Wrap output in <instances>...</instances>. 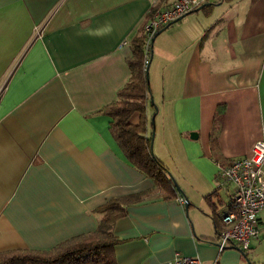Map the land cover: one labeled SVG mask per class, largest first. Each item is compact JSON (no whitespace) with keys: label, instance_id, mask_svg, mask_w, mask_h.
Returning a JSON list of instances; mask_svg holds the SVG:
<instances>
[{"label":"crops","instance_id":"obj_1","mask_svg":"<svg viewBox=\"0 0 264 264\" xmlns=\"http://www.w3.org/2000/svg\"><path fill=\"white\" fill-rule=\"evenodd\" d=\"M175 1L0 0V253L94 234L101 207L131 199L113 225L117 264L176 253L264 264V210L247 260L235 245L217 249L234 191L219 163L264 142V0H207L150 44L153 154L183 197L161 195L96 115L128 81L130 41L149 11Z\"/></svg>","mask_w":264,"mask_h":264},{"label":"trees","instance_id":"obj_2","mask_svg":"<svg viewBox=\"0 0 264 264\" xmlns=\"http://www.w3.org/2000/svg\"><path fill=\"white\" fill-rule=\"evenodd\" d=\"M153 11L151 9L147 14L148 19ZM195 11L196 9L192 12ZM147 21L143 25V32L136 34L130 41L132 57L127 61L130 73L128 81L118 90L116 99L100 109L96 115L110 118L109 132L126 160L144 177L151 179L161 195L174 197L178 195L169 178V170L151 149L152 124L146 113L151 96L150 83L148 84L145 79V69L150 61L151 52V45L146 51L148 47L144 26ZM146 59L147 65H145ZM135 117H137L136 123H133ZM212 146L215 148V140H212ZM129 201L131 199L113 200L101 207L99 212L102 219L94 234L76 238L49 251L2 252L0 264H117L114 249L118 242L113 235V225L122 215L121 204ZM243 255L247 260L244 253Z\"/></svg>","mask_w":264,"mask_h":264},{"label":"built area","instance_id":"obj_3","mask_svg":"<svg viewBox=\"0 0 264 264\" xmlns=\"http://www.w3.org/2000/svg\"><path fill=\"white\" fill-rule=\"evenodd\" d=\"M207 0H176L171 6L155 10L144 26L147 47L155 34L163 27L174 23L206 3ZM149 47L146 48V51ZM147 59L145 65H147ZM220 185L234 187L229 199V211L221 219L217 249L222 252L227 246L235 245L242 251L250 250L252 241L260 234L258 215L264 210V142L256 141L250 156L236 159L220 166ZM180 203L183 198H178ZM165 264H202L196 256L176 253Z\"/></svg>","mask_w":264,"mask_h":264},{"label":"water","instance_id":"obj_4","mask_svg":"<svg viewBox=\"0 0 264 264\" xmlns=\"http://www.w3.org/2000/svg\"><path fill=\"white\" fill-rule=\"evenodd\" d=\"M206 6H207V4H203L202 6L198 7V8L196 9V11H199V10L203 9V8L206 7ZM188 14H189V13H188ZM188 14H187V15H188ZM184 17H185V16H184ZM182 18H183V17H182ZM182 18H180L179 20L175 21L174 23L180 21ZM174 23H172V24H174ZM172 24H169V25L163 27L160 31H158V32L155 34V36L153 37V39H152V41H151V44L153 43V41H154V39H155L156 36H158L163 30H165L166 28H168V27H169L170 25H172ZM145 79L147 80V83L149 84V81H148V66H147V68L145 69ZM150 101H151V103H153V100H152V97H151V96H150ZM151 124H152V126L154 125V117L151 118ZM151 134H152V136H151V149H152V143H153V138H154V129L152 130V133H151ZM194 135H195L194 133H191V134H190V138H193ZM195 136H196V135H195ZM169 178H170L171 181L173 182V185H174V187H175L176 192H177L178 194H180V195L183 197L184 195H183L182 191L180 190V188L178 187V185L174 182V180H173V178H172V176H171L170 174H169ZM185 198H186V197H185ZM188 204H189V201H188V199L186 198L185 201H184V207H185V209H187ZM233 249L236 250V251H238L239 253H242V250H241L240 248H238V247H235V248H233Z\"/></svg>","mask_w":264,"mask_h":264},{"label":"rangeland","instance_id":"obj_5","mask_svg":"<svg viewBox=\"0 0 264 264\" xmlns=\"http://www.w3.org/2000/svg\"><path fill=\"white\" fill-rule=\"evenodd\" d=\"M35 33H36V30H35ZM10 57H11V56H6L7 60H9ZM148 78H149V77H148ZM148 81H149V79H148ZM247 253L249 254V253H250V250L246 251V254H247Z\"/></svg>","mask_w":264,"mask_h":264}]
</instances>
